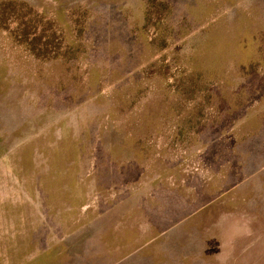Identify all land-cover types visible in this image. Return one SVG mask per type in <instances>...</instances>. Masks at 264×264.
Wrapping results in <instances>:
<instances>
[{
  "label": "rangeland",
  "instance_id": "374dc122",
  "mask_svg": "<svg viewBox=\"0 0 264 264\" xmlns=\"http://www.w3.org/2000/svg\"><path fill=\"white\" fill-rule=\"evenodd\" d=\"M0 264H264V0H0Z\"/></svg>",
  "mask_w": 264,
  "mask_h": 264
},
{
  "label": "crops",
  "instance_id": "0c3cea01",
  "mask_svg": "<svg viewBox=\"0 0 264 264\" xmlns=\"http://www.w3.org/2000/svg\"><path fill=\"white\" fill-rule=\"evenodd\" d=\"M123 200L119 198V200H117L116 202H114L113 204L107 206L106 208L104 209H101L98 211V216H93L92 219H89V221H86L84 223V225H87L86 229L89 230L91 229V227L93 225H96V226H101L108 218H110L111 216H116L117 213H123ZM95 227V226H93ZM116 229L117 228V225L115 226ZM109 230H111L110 228H108ZM24 234H19V239H26V238H39V237H42V235L38 236L37 234H33V233H30V232H27V231H24L23 232ZM30 233V234H29ZM37 233V232H36ZM104 233H108V232H104ZM5 235V234H4ZM71 233H68V235L66 237H71ZM6 238V236H4ZM23 237V238H21ZM9 239H12V236H11V233H9V236L7 237ZM34 246V243L32 244V247ZM121 256V255H120Z\"/></svg>",
  "mask_w": 264,
  "mask_h": 264
}]
</instances>
